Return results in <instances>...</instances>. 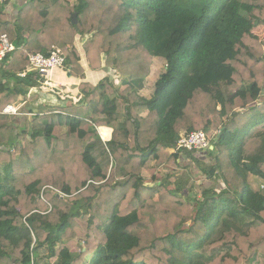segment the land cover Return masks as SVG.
Returning a JSON list of instances; mask_svg holds the SVG:
<instances>
[{
  "label": "trees",
  "instance_id": "16d2710c",
  "mask_svg": "<svg viewBox=\"0 0 264 264\" xmlns=\"http://www.w3.org/2000/svg\"><path fill=\"white\" fill-rule=\"evenodd\" d=\"M68 1L26 0L13 22L0 9L16 48L0 110L43 80L19 77L31 54L54 45L81 76L76 35L92 33L89 68L119 81L82 83L78 106L23 125L0 114V264H264V0ZM155 58L164 71L146 99ZM209 130L208 163L183 154L218 186L167 189L156 172L178 168L181 133Z\"/></svg>",
  "mask_w": 264,
  "mask_h": 264
},
{
  "label": "crops",
  "instance_id": "0c3cea01",
  "mask_svg": "<svg viewBox=\"0 0 264 264\" xmlns=\"http://www.w3.org/2000/svg\"><path fill=\"white\" fill-rule=\"evenodd\" d=\"M25 3H26V0H13V1H10L8 4H6L4 9L2 10V14L5 15L6 21L10 22L11 18L14 19L16 17V14L19 8H21V6ZM88 39L89 37L87 35H84V36L76 35L74 37V42H73V47L76 49V51L79 54L78 63L81 69L83 70L81 76L71 75L69 68L68 69L64 68L63 70L55 69L51 72V75H50L51 83L55 86V88H57L56 90L60 92L61 96L58 95L57 97H55L54 95H49V96L42 95L39 91H37V87H33L29 89L26 97L19 96L15 102L10 103L8 105H17L21 107V111L23 113H29V114H34L35 116H39L42 114L40 113L42 108L47 107V108H54L57 110H65V109L67 110L74 106H78L80 103H82L83 94L80 92L79 86L82 83H87L92 86L97 85L101 80H103L104 78H107L106 72L109 70V69H105L104 67L101 68V70L99 71L91 70L89 68L87 58L85 56V51H84V47ZM52 47H56V46L53 45ZM73 47L67 46L66 49L71 50V48ZM20 48L21 47H17V49H20ZM164 64L165 62L163 59L155 58L153 60V63L150 68V74L145 81L144 88L139 93L142 97L146 99H150L153 96L154 84L158 78L154 80L153 86L149 85V79L152 76L154 71L159 72L158 76H160L164 71V68H163ZM0 82H2L5 85H9V86L13 85L12 81H8L7 79H4L3 77H1V75H0ZM80 97H81V100L80 102H77V103H73V101L70 99V98H73L76 100L77 98H80ZM7 117H9L10 121L11 122L13 121L15 125H20V124L23 125L22 123L23 120L31 119L29 117H23V116H20V117L7 116ZM101 128H107L110 130L109 139L106 140V141H109L111 139L112 129L108 127L98 128V133L103 141L105 140L102 138L100 134Z\"/></svg>",
  "mask_w": 264,
  "mask_h": 264
},
{
  "label": "built area",
  "instance_id": "2783aa9c",
  "mask_svg": "<svg viewBox=\"0 0 264 264\" xmlns=\"http://www.w3.org/2000/svg\"><path fill=\"white\" fill-rule=\"evenodd\" d=\"M13 0H0V5H6ZM3 6V7H4ZM16 50L15 46L10 43L6 35L0 36V70L2 64L10 57L11 53ZM65 66V54L63 50L52 47L48 55H43L41 53L31 54L28 58V66L26 70L19 74V77L24 78L28 73H36L41 78L42 81L38 83L37 91L42 95H54L57 97L61 96L60 92L57 91L55 86L51 83L50 75L55 69L63 70ZM114 81L118 83V76L114 77ZM1 94V90H0ZM73 103L80 102L81 97L76 100L70 98ZM1 115L11 116V117H29L32 118L34 114L23 113L21 107L17 105H7L2 110H0ZM215 134L197 131L190 134L181 135L176 146L171 150V153H183L184 151L195 152L197 154H205L207 150L212 149V141Z\"/></svg>",
  "mask_w": 264,
  "mask_h": 264
},
{
  "label": "rangeland",
  "instance_id": "374dc122",
  "mask_svg": "<svg viewBox=\"0 0 264 264\" xmlns=\"http://www.w3.org/2000/svg\"><path fill=\"white\" fill-rule=\"evenodd\" d=\"M76 0H70L68 1L65 5H67L68 7L73 6L75 4ZM4 5H0V9L3 10ZM9 19V18H8ZM10 20V19H9ZM13 18H11L10 22H13ZM254 34L259 38V40L262 42L264 41V25H260L258 27H256L254 29ZM87 36L90 38L92 36L87 34ZM164 68V67H163ZM161 71V70H160ZM159 72L154 71L152 76L149 79V85L153 86V82L154 80H156L159 76H158ZM107 77L110 80H114L115 76H118L114 70L109 69L106 72ZM12 123L14 124V122L12 121ZM15 132H18L16 129H14ZM209 133H213L216 134L217 132H213L211 130L207 131ZM182 135H184V132L181 133ZM0 150H9L8 147L1 145L0 146ZM10 152H14V149H10ZM172 155L176 156L177 158V162L179 164L178 168L176 170H171L169 168H167L166 166H161L157 169L156 172V177L159 179H167L166 177H170V179L168 180V184H166V188L169 190L174 189V182L177 180H182L184 179L185 181H188L187 184V188L190 190V192L188 193V196H190L191 198L193 197H199L200 193H201V186H206V187H217L218 184L220 183V181H216V180H208L206 178V176H204L203 174L200 173V171L197 169V167L192 163V161H190L189 159H187L183 153H172ZM194 156L199 158L200 160L208 163L209 159L208 156H205L204 154H197L194 153ZM143 177H149V174H147L146 172H143L142 174ZM186 188V189H187ZM54 259H51L50 262H53ZM45 262V261H44ZM43 264V263H42Z\"/></svg>",
  "mask_w": 264,
  "mask_h": 264
},
{
  "label": "bare ground",
  "instance_id": "6f19581e",
  "mask_svg": "<svg viewBox=\"0 0 264 264\" xmlns=\"http://www.w3.org/2000/svg\"><path fill=\"white\" fill-rule=\"evenodd\" d=\"M100 134L102 136V138L106 141L109 139V135H110V130L107 128H101L100 129Z\"/></svg>",
  "mask_w": 264,
  "mask_h": 264
},
{
  "label": "water",
  "instance_id": "95a60500",
  "mask_svg": "<svg viewBox=\"0 0 264 264\" xmlns=\"http://www.w3.org/2000/svg\"><path fill=\"white\" fill-rule=\"evenodd\" d=\"M71 23H72V25H76L77 24V15H76V13L72 14Z\"/></svg>",
  "mask_w": 264,
  "mask_h": 264
}]
</instances>
